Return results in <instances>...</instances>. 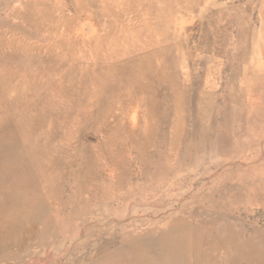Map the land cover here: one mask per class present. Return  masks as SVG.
<instances>
[{
	"label": "rangeland",
	"instance_id": "rangeland-1",
	"mask_svg": "<svg viewBox=\"0 0 264 264\" xmlns=\"http://www.w3.org/2000/svg\"><path fill=\"white\" fill-rule=\"evenodd\" d=\"M15 1L0 0V224L17 223L0 264H264V41L224 39L240 25L207 0L92 8L58 39L16 29ZM33 175L39 200L9 207Z\"/></svg>",
	"mask_w": 264,
	"mask_h": 264
},
{
	"label": "crops",
	"instance_id": "crops-1",
	"mask_svg": "<svg viewBox=\"0 0 264 264\" xmlns=\"http://www.w3.org/2000/svg\"><path fill=\"white\" fill-rule=\"evenodd\" d=\"M208 1L209 3H207ZM110 2L111 1L108 0H74L72 1L73 9H71L69 3H55L54 0H40L37 2H35V0H21L18 2L15 1L14 4L9 6V14L11 21L14 20V27H16V29L18 23L29 26V29L35 32L47 27L48 31L55 32L52 34H57L58 39L61 38L58 37L59 35H64L63 32L68 30L70 24L75 23L77 14L81 13V11L83 12L96 7H101L103 9L102 15L107 16L108 14H111L115 20H118L121 12L114 13L111 9L119 7H125L128 9L144 7L151 9L152 7L158 6L156 4L158 3L161 9H165V13L168 15L169 13H175L178 7L196 8L201 5V0H125L121 3H114V1H112V4H110ZM206 3L208 5L204 8H208L207 14L209 16L213 15L216 17L217 14H225V16L230 15L232 16V20H234V22L237 20L240 25L238 28L239 33L231 32L230 35L225 33L226 35L224 36V39H255L258 41H264V0H207ZM217 9H223V12L221 13V10L217 12ZM164 21L165 26L166 24H169L168 20ZM170 23H173V21ZM180 23L182 27L180 28L179 25V30L178 27H176L178 30L177 33L180 30L185 29V24H188L189 21L184 20ZM249 23L255 25V27H251L253 29L251 35H249L247 31L243 32L247 30L243 29V26H248ZM176 24H178V22H176ZM10 34L11 35L6 40L12 45L13 49L17 50L19 46H25L28 43V41L22 37L17 30ZM52 34L51 37H53ZM170 36L173 35L171 34ZM260 48L264 49L263 45ZM5 69L9 70L13 68L5 67Z\"/></svg>",
	"mask_w": 264,
	"mask_h": 264
},
{
	"label": "bare ground",
	"instance_id": "bare-ground-1",
	"mask_svg": "<svg viewBox=\"0 0 264 264\" xmlns=\"http://www.w3.org/2000/svg\"><path fill=\"white\" fill-rule=\"evenodd\" d=\"M210 90V89H209ZM0 114H3V112H0ZM1 118H0V122H1ZM4 121H7L8 120V118L6 117V119H3ZM7 127V126H6ZM6 127H3L2 128V130H1V132H0V141H3L4 139H6V138H8L9 139V137H8V135H6L5 136V131H7L6 130ZM8 142V141H7ZM2 147V146H1ZM5 147V146H4ZM18 152V151H17ZM9 153H10V151H9ZM16 153V152H15ZM30 161H32V159L30 160ZM15 162V161H14ZM33 162V161H32ZM28 168H32L31 167V164H30V162L29 161H25V160H23V161H20V162H18L17 164H15L14 165V168L12 169L14 172V176L13 177H15L14 179H16V176H18V173H19V171H25L26 169H28ZM2 172V171H1ZM12 173V174H13ZM10 175V174H9ZM27 175V174H26ZM8 178H10V177H8ZM20 178H21V176H20ZM9 180V179H8ZM21 180H22V178H21ZM39 179H38V177L36 178V177H34V175H33V177H32V182H29V184H31L32 186L33 185H35L34 187H36V189H35V191L33 192L32 190H33V187L31 186V185H29L28 186V188L26 189V191L24 192V193H20L19 192V184H17L16 182H17V180H16V182H13L12 184H11V187H10V192H11V194L13 195L12 197H11V199H10V202H9V207H12V208H16V205H17V199H19V200H22L25 196H30L31 194V196L32 197H35V199L36 200H39V196H35L34 194L35 193H37V191H39V181H38ZM31 181V180H30ZM24 182H25V180L23 181V183H22V185L24 184ZM47 183L50 185L51 184V181L50 180H48L47 179ZM51 191H52V189H51V185L50 186H48V190H47V193L49 194V192L51 193ZM6 195V194H5ZM31 197V198H32ZM1 198V197H0ZM29 199V198H28ZM86 205V204H85ZM26 208V207H25ZM28 208H31L30 206L28 207ZM27 212V211H26ZM20 214V213H19ZM18 214V215H19ZM13 216V215H12ZM23 216V215H22ZM16 217V216H15ZM9 218V217H8ZM17 218V217H16ZM30 218V217H29ZM53 218V217H52ZM57 219V218H56ZM25 220V219H24ZM50 220V219H49ZM19 222V221H18ZM38 222V221H37ZM48 222V221H47ZM21 223L22 224H24V222L21 220ZM17 223H16V221H15V218L14 217H12L11 219H9L8 220V222H4V223H1L0 224V231L3 229H6V228H12V226L14 225H16ZM40 224V223H39ZM46 225V224H45ZM20 226H21V224H20ZM38 226V225H37ZM56 226V225H55ZM24 227V226H23ZM53 227H54V225H53ZM22 228V227H21ZM13 230V229H12ZM15 231H16V229H15ZM51 231V230H50ZM54 231V230H53ZM11 232V231H10ZM48 232V231H47ZM54 233V232H53ZM230 233V240L232 241V243L234 242L233 241V238H234V235L233 234H231L232 232H229ZM1 234V233H0ZM16 234V233H15ZM15 234H13V235H15ZM42 234V233H41ZM56 234H58V233H56ZM18 235V234H17ZM51 235V234H50ZM5 237V236H4ZM34 237V236H33ZM1 238V237H0ZM49 238V237H48ZM53 238V237H52ZM210 239V238H209ZM3 240H5V238L3 239ZM19 240V239H18ZM49 240V239H48ZM57 240V239H56ZM2 241V240H1ZM51 241V240H50ZM216 241V240H215ZM7 242V241H6ZM2 243H3V241H2ZM45 243V242H44ZM229 243H230V241H229ZM39 244V243H38ZM45 244H47V243H45ZM8 245V244H7ZM40 245V244H39ZM42 246V245H41ZM216 246V245H215ZM1 247V246H0ZM221 246H217V249L218 248H220ZM10 248V247H9ZM20 249V248H19ZM15 250V249H14ZM21 250H23V249H21ZM213 251V250H212ZM1 253H2V251H0ZM16 252V251H15ZM240 252H235V253H227L226 254V257H228V258H231V260H229V264L231 263V264H235L236 262H238L241 258H240V254H239ZM256 253H257V251H256ZM24 254V253H23ZM127 254H128V252H127ZM255 253H253V254H251V253H243L242 255H243V257H252L253 255H254ZM1 258V257H0ZM13 258V257H12ZM4 259V258H3ZM117 260H119L118 258H117ZM121 260V259H120ZM224 261V260H223ZM116 263V262H115ZM240 263V262H239Z\"/></svg>",
	"mask_w": 264,
	"mask_h": 264
}]
</instances>
